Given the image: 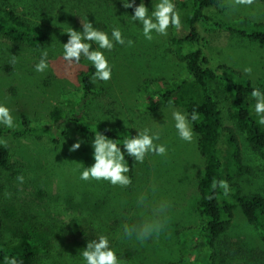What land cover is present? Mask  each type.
<instances>
[{
	"label": "trees",
	"instance_id": "obj_1",
	"mask_svg": "<svg viewBox=\"0 0 264 264\" xmlns=\"http://www.w3.org/2000/svg\"><path fill=\"white\" fill-rule=\"evenodd\" d=\"M63 1L68 3V0ZM73 2L79 8H91L90 4L80 0ZM62 5H65L62 0H0V39L6 42L8 53L23 59L28 51L40 60L46 49L48 57L53 54L63 57L70 23L66 14L60 12ZM178 5L187 9V15L184 30L174 34L171 42L190 46L189 52L177 55L185 65L186 75L173 82L149 80L146 84L155 90L149 97L154 111L175 109L189 117L195 133L194 152L202 162L196 176L198 200L195 209L202 219L199 238L208 240L212 264H221L216 244L230 227L233 205L226 204L220 209L222 189H212L213 179L226 180L230 184L243 170L245 174L257 172L260 183L256 192L244 194L235 186L230 196L264 244V169L244 168L237 137L238 132L246 148L264 165V125L257 123L255 100L251 98L253 88L264 92V78L253 84L214 71L206 54L207 37L223 32L264 47V23L239 26L224 21L221 18L226 9L224 0H181ZM130 11L133 13L134 9L130 8ZM94 71V66L89 65L78 74V87L73 93L60 91L56 102L47 105L41 122L33 123L20 113L13 128L0 126V139L14 141L30 137L38 143L42 177L46 179L43 189L32 186L26 192L27 197H21L13 181L18 175L24 177L25 169L17 161H11L12 155L16 154L11 153L9 146L0 145V264L5 256H14L23 264H85L80 252L89 240L100 235L108 237L121 264H146L145 259L127 247L120 236L123 225L132 220L129 212L133 201L128 197L142 193L149 198L159 189L156 184L151 187L155 191L144 188L149 175L142 163L125 153L130 168L127 175L132 181L126 188L103 180L80 179L83 168L94 163L92 142L97 131L116 140L121 148L124 139L134 136L131 129L112 130L103 125L100 118L95 120L90 114L95 111L92 102L98 95L91 79ZM169 98L174 102L171 106ZM193 110L199 114L197 121H191ZM223 112L234 128L223 127ZM223 131L227 134L230 153V167L225 176L218 151ZM78 140L81 147L70 152V146ZM155 166L157 173L166 170L165 164L155 163ZM253 258L257 264H264V252H257Z\"/></svg>",
	"mask_w": 264,
	"mask_h": 264
},
{
	"label": "rangeland",
	"instance_id": "obj_2",
	"mask_svg": "<svg viewBox=\"0 0 264 264\" xmlns=\"http://www.w3.org/2000/svg\"><path fill=\"white\" fill-rule=\"evenodd\" d=\"M80 1L90 4L91 8H79L73 0H68V3L62 0L65 5H62L60 12L66 14L70 27L83 31L81 22L89 21L97 29L106 31L110 37L112 29L119 28L125 40L131 39L134 42L131 47L115 44L112 51L101 49L112 67V76L107 82H94L98 95L92 102L95 111L90 114L95 120L100 118V122L112 130L131 129L134 136L145 128L150 129L152 133L159 132L160 140L156 143L167 146L166 156L149 153L145 157L146 162L142 163L149 175L144 182V188L152 189L156 184L159 189L150 194L144 206L138 207V198L144 194L128 197L133 201L132 210L129 212L132 217L130 224L150 217L156 204L162 200L168 201L170 208L167 212V226L159 236L144 243L134 237L126 238L122 231L121 241L137 251L146 264H212V250L208 246V240L199 238L202 219L195 209L198 200L196 176L202 162L194 152V141L188 143L180 139L174 126L172 110H153V101H150L149 97L151 98L155 90L146 84L149 80L173 82L186 75L185 65L178 60L177 55L189 52L190 46L174 45L171 38L184 30L187 9L179 8L181 0H173L181 16V29L170 27L167 36L153 33L154 39L148 41L143 36L142 24L131 19L134 11L132 13L130 8H124L123 0ZM140 2L141 0H135L136 5ZM224 2L226 9L221 16L224 21L239 26L264 23V2L256 0L250 7L236 8L227 6L229 0ZM144 3L151 11L157 2L144 0ZM207 41L206 54L209 66L214 71L225 72L253 84L264 78V47L261 45L239 40L223 32L212 34L207 37ZM92 48L95 50L98 45L92 43ZM25 54V58H17V62L13 64V54L8 53L6 42L0 39V104L12 110L14 123L20 113L26 115L33 123L41 122L47 105L56 102L60 91L73 93L78 87V74L92 65L83 57L79 64L68 65L61 55L53 54L52 57H47L49 68L41 73L35 70L37 63H33L34 60L39 62V57L28 51ZM247 66L253 70L251 75H246L243 71ZM223 117V127L234 128L224 112ZM237 137L244 168L264 169L256 154L246 148L245 141L238 132ZM226 138L227 134L223 131L218 151L224 176L228 174L230 167ZM7 141L11 153L16 154L12 155L11 161H17V164L25 169L24 182L21 184L18 180L13 181L19 195L27 197L26 192L30 191L32 186L43 189L46 179L42 177L41 149L38 143L30 137ZM155 163L165 164L166 170L157 173ZM259 183L257 172L245 174L243 170L240 176L229 184L227 195L222 189L219 197L220 209L226 204L233 205V209L230 227L216 244L221 264H257L254 255L264 252V244L260 242L257 230L246 222L238 205L230 196L235 186H238L242 193L249 194L256 192Z\"/></svg>",
	"mask_w": 264,
	"mask_h": 264
},
{
	"label": "clouds",
	"instance_id": "obj_3",
	"mask_svg": "<svg viewBox=\"0 0 264 264\" xmlns=\"http://www.w3.org/2000/svg\"><path fill=\"white\" fill-rule=\"evenodd\" d=\"M256 0H229L228 7L236 8L239 6H252ZM124 8H133L134 15L131 16L133 21H139L142 24L143 36L148 41L154 39L153 33L161 36L168 35V29L174 28L180 30L182 27L181 16L176 10V5L173 0H158L153 5L151 12L146 7L144 0H141L139 5L135 4V0H123ZM150 13V14H149ZM83 31L74 30L70 27L67 30L69 39L63 44V60L68 65L79 64L81 58H86L94 66V74L92 82L97 80L107 82L112 76V67L102 50L112 51L115 44L133 46L131 39L125 40L119 28H113L111 37L106 31L97 29L93 23L81 22ZM91 42V43H90ZM92 43L98 45L97 49L92 48ZM48 51H42L40 61L35 65L37 72H45L49 68ZM13 64L17 62V57L12 56ZM246 75H251L252 68L250 66L243 69ZM251 98L255 100L254 110L258 117L257 123L264 125V92L259 88H253ZM173 100L169 98V106L173 105ZM172 117L175 121V128L181 140L191 143L194 141L195 133L186 113H182L173 109ZM199 114L193 110L191 121H197ZM0 124L7 128H13L14 117L12 110L0 104ZM160 140L159 132L152 133L150 129L145 128L138 131L137 135L126 138L123 141V148L118 146L116 140L109 138L101 132L95 133V138L92 142L94 149V163L90 167H84L80 174V179L83 181H108L113 186L128 187L132 181L127 173L130 172L128 161L125 157L133 158L136 162L143 163L145 157L149 154L158 156L167 155V146L158 144ZM0 145L7 147L8 141L0 139ZM81 147V142L78 140L73 143L69 151L75 152ZM21 184L24 182L23 175H18L16 178ZM212 189L217 187L224 190V194L229 192V184L226 180L213 179ZM211 199L212 197H208ZM147 204V195H141L138 198V207ZM170 208L168 201H160L152 209L150 217L142 219L139 223L123 225V234L126 238L133 237L140 243H144L153 237L159 236L167 226V212ZM85 264H121L115 250L110 246L109 239L106 235H100L97 239L89 240L86 248L80 252ZM3 264H23L22 260L16 257H4Z\"/></svg>",
	"mask_w": 264,
	"mask_h": 264
}]
</instances>
